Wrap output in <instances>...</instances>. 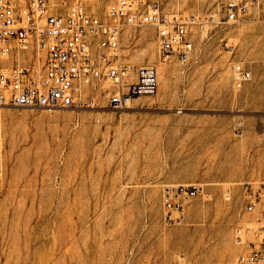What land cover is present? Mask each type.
<instances>
[{
  "label": "rangeland",
  "instance_id": "rangeland-1",
  "mask_svg": "<svg viewBox=\"0 0 264 264\" xmlns=\"http://www.w3.org/2000/svg\"><path fill=\"white\" fill-rule=\"evenodd\" d=\"M112 1L96 0L100 16ZM158 1L196 19L185 63H158L152 26L123 30L129 66L167 67L153 97L109 110L117 89L104 80L98 110L0 108V264H243L261 245L264 199L245 212L241 184L264 182V9L228 24L225 0ZM235 62L251 73L239 89ZM178 184L203 191L166 226L161 195Z\"/></svg>",
  "mask_w": 264,
  "mask_h": 264
},
{
  "label": "built area",
  "instance_id": "built-area-1",
  "mask_svg": "<svg viewBox=\"0 0 264 264\" xmlns=\"http://www.w3.org/2000/svg\"><path fill=\"white\" fill-rule=\"evenodd\" d=\"M96 0H0V108L98 110L95 90L104 80L117 91L109 98V110L119 111L136 97L157 93L156 66H129L120 54L125 28L152 26L158 42V63L172 59L185 63L192 43L187 27L193 14L165 15L158 0H115L103 16ZM224 20L241 24L264 0H225ZM264 19V11H263ZM233 86L241 88L251 73L240 62L231 66ZM241 132V124L235 129ZM5 142L0 133V181L4 177ZM241 201L252 213L264 199V182H244ZM203 188L196 184L166 186L161 195L162 221L166 226L186 220L189 202ZM225 199L231 197L225 191ZM243 228L233 232L236 243L245 241ZM264 239L239 257L243 264H264Z\"/></svg>",
  "mask_w": 264,
  "mask_h": 264
},
{
  "label": "crops",
  "instance_id": "crops-1",
  "mask_svg": "<svg viewBox=\"0 0 264 264\" xmlns=\"http://www.w3.org/2000/svg\"><path fill=\"white\" fill-rule=\"evenodd\" d=\"M163 66H164V65H163ZM158 68H159V67H157L156 70H158ZM166 69H167V67H161V68H159V70L162 71V72L166 71ZM157 86H158V81H157ZM161 87H162V86L160 85L159 88L162 89ZM156 88H157V87H156ZM157 91H158V88H157Z\"/></svg>",
  "mask_w": 264,
  "mask_h": 264
},
{
  "label": "bare ground",
  "instance_id": "bare-ground-1",
  "mask_svg": "<svg viewBox=\"0 0 264 264\" xmlns=\"http://www.w3.org/2000/svg\"><path fill=\"white\" fill-rule=\"evenodd\" d=\"M126 106H127V107H130V104L127 103ZM237 124H239V123H237Z\"/></svg>",
  "mask_w": 264,
  "mask_h": 264
}]
</instances>
